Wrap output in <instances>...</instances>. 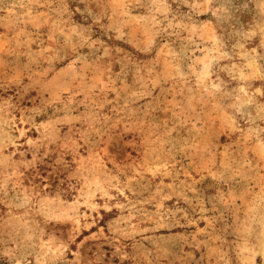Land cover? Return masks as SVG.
Wrapping results in <instances>:
<instances>
[{"label": "rangeland", "instance_id": "rangeland-1", "mask_svg": "<svg viewBox=\"0 0 264 264\" xmlns=\"http://www.w3.org/2000/svg\"><path fill=\"white\" fill-rule=\"evenodd\" d=\"M0 264H264V0H0Z\"/></svg>", "mask_w": 264, "mask_h": 264}]
</instances>
